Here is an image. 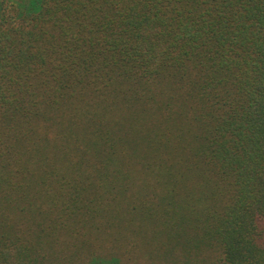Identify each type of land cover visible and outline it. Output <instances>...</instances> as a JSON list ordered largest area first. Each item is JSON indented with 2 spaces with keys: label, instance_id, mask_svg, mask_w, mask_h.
<instances>
[{
  "label": "trees",
  "instance_id": "1",
  "mask_svg": "<svg viewBox=\"0 0 264 264\" xmlns=\"http://www.w3.org/2000/svg\"><path fill=\"white\" fill-rule=\"evenodd\" d=\"M264 264V0H0V264Z\"/></svg>",
  "mask_w": 264,
  "mask_h": 264
},
{
  "label": "rangeland",
  "instance_id": "2",
  "mask_svg": "<svg viewBox=\"0 0 264 264\" xmlns=\"http://www.w3.org/2000/svg\"><path fill=\"white\" fill-rule=\"evenodd\" d=\"M145 264H154V263H151V262H150V263H145ZM159 264H163V263H159Z\"/></svg>",
  "mask_w": 264,
  "mask_h": 264
}]
</instances>
